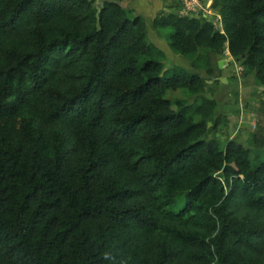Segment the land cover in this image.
<instances>
[{"label": "trees", "instance_id": "trees-1", "mask_svg": "<svg viewBox=\"0 0 264 264\" xmlns=\"http://www.w3.org/2000/svg\"><path fill=\"white\" fill-rule=\"evenodd\" d=\"M125 0H0V264H264V139H208L212 55L264 87V0L160 12ZM200 50L208 53L201 54Z\"/></svg>", "mask_w": 264, "mask_h": 264}, {"label": "rangeland", "instance_id": "rangeland-1", "mask_svg": "<svg viewBox=\"0 0 264 264\" xmlns=\"http://www.w3.org/2000/svg\"><path fill=\"white\" fill-rule=\"evenodd\" d=\"M159 1L157 0V2ZM161 2L163 5L159 10L154 9L147 16L142 11L138 13V16L148 25L160 12L164 14L173 12V0H161ZM122 5L129 9L131 17L136 15L133 14V9L136 8L135 0H125ZM147 5L149 4L147 3ZM200 18L202 17L198 19ZM205 19L215 23L213 15H209ZM219 28L221 30L220 26ZM170 33V29L152 30L148 25L147 41L164 53L163 71L175 66L186 67L190 70V64L169 49L167 36ZM200 53L208 52L200 50ZM212 67V77H208L203 71H200L207 80V87L202 94L191 95L186 90H176L167 92L166 99L172 103L174 108L177 101L187 104L199 102L201 98L216 101L217 107L212 120H217V124L214 127L209 122L208 139L217 140L222 145L235 139L248 147L252 151L253 157L254 135L264 139V87L257 83L252 73L232 59L227 49L212 55Z\"/></svg>", "mask_w": 264, "mask_h": 264}, {"label": "built area", "instance_id": "built-area-1", "mask_svg": "<svg viewBox=\"0 0 264 264\" xmlns=\"http://www.w3.org/2000/svg\"><path fill=\"white\" fill-rule=\"evenodd\" d=\"M181 6L178 13L180 16H187L192 18H206L209 15H213L215 18V24L221 27V18L212 9V0H175ZM218 26V27H219Z\"/></svg>", "mask_w": 264, "mask_h": 264}, {"label": "crops", "instance_id": "crops-1", "mask_svg": "<svg viewBox=\"0 0 264 264\" xmlns=\"http://www.w3.org/2000/svg\"><path fill=\"white\" fill-rule=\"evenodd\" d=\"M136 3V8L133 9V14H136L138 16L139 12H142L147 16V14H149L152 10L154 11V9L159 10L163 3L161 2V0L159 2H157V0H135ZM147 3L149 5H147ZM146 4V5H145ZM149 6V7H147ZM135 15V16H136Z\"/></svg>", "mask_w": 264, "mask_h": 264}, {"label": "water", "instance_id": "water-1", "mask_svg": "<svg viewBox=\"0 0 264 264\" xmlns=\"http://www.w3.org/2000/svg\"><path fill=\"white\" fill-rule=\"evenodd\" d=\"M209 126H210V123H208L207 127H209Z\"/></svg>", "mask_w": 264, "mask_h": 264}]
</instances>
